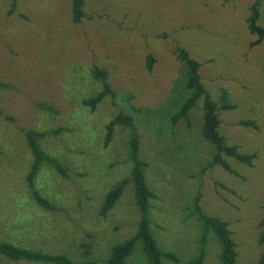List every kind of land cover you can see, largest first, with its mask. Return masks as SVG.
<instances>
[{
    "label": "rangeland",
    "instance_id": "1",
    "mask_svg": "<svg viewBox=\"0 0 264 264\" xmlns=\"http://www.w3.org/2000/svg\"><path fill=\"white\" fill-rule=\"evenodd\" d=\"M84 17L72 21V0H0V240L72 264H107L111 248L137 231L139 212L129 181L105 217L103 197L129 179V132L105 126L119 113L133 117L140 158L147 163L150 229L159 248L177 262L222 264L220 246L205 232L195 208L226 222L236 264H259L264 218V40L247 29L253 0H82ZM258 26L264 28V0ZM184 49L200 64L204 89L218 105L219 132L227 146L254 155L251 165L222 156L229 172L210 166L215 153L204 140L202 102L187 120L171 122L186 96ZM151 66L148 69V61ZM106 71L114 97L94 110L82 101L101 91L92 71ZM48 104L54 112L38 106ZM234 109L225 110L224 105ZM251 121L253 126H243ZM55 132L38 141L64 175L42 163L34 180L54 210L32 200L26 177L33 163L25 131ZM205 245H201V238ZM0 264L13 262L0 255ZM125 264H148L137 244Z\"/></svg>",
    "mask_w": 264,
    "mask_h": 264
},
{
    "label": "trees",
    "instance_id": "2",
    "mask_svg": "<svg viewBox=\"0 0 264 264\" xmlns=\"http://www.w3.org/2000/svg\"><path fill=\"white\" fill-rule=\"evenodd\" d=\"M259 4L260 0H253L250 6V14L247 18V29L251 35L255 36V40L250 44L251 47L259 45L264 40V28L258 26L259 19ZM83 1L72 0L71 13L72 21L77 24L84 17L83 13ZM175 55L185 65L184 73V89L186 90V96L181 102L179 108L171 116V122L175 123L178 120H187L191 110L195 107L197 102H202L203 109V126L202 136L205 141L210 143L215 149L214 156L212 158V164L225 167V170L229 172L231 169L225 164L222 156H227L235 159L236 161L251 165L254 155H245L239 153L236 147L227 146L225 139L219 132V119L217 115L218 105L210 97L208 92L204 89L200 75V64L192 59L184 49H176ZM151 66V59L148 61V69ZM93 78L101 83V91L93 97H89L82 101V105L92 110L98 105V103L107 96L114 97V92L111 90L108 82L106 71L94 68L92 71ZM11 86L5 83H0V90H11ZM41 109H45L50 112H54L51 105L43 104L38 106ZM235 106L227 104L223 106L225 110L234 109ZM0 117L6 121H13L11 117L3 114L0 110ZM243 126H253L256 128L253 122L243 121L240 123ZM115 127H122L129 132L128 141V159L131 163V173L129 179H124L115 185H113L103 197L101 206L99 208V215L105 217L116 202L121 198L125 186L130 181L133 185V193L135 199V205L139 212V222L137 225V231L135 234L124 242L115 245L111 248L107 264H125L127 258L132 254L135 246L140 244L142 253L147 259L148 264H162L163 260H169L177 262L178 259L171 252L162 251L157 242L155 241L150 229V220L148 212L150 208V201L155 198L154 193L149 189L145 180V169L147 163L143 161L139 156L140 149V137L135 127L134 119L131 115L124 112H119L106 126L104 135V145L107 146L112 138V133ZM55 132H38V131H25L24 136L26 138L28 147L33 156V163L26 177L27 185L31 194L32 200L38 207L44 210H54V206L50 201L42 197L34 187V180L36 178L39 167L42 163L49 164L55 170L64 175L65 171L62 165L54 158L45 155L41 150L38 141L43 139L49 134H57ZM196 218L199 220L203 230L205 232L211 231L220 246L219 258L222 264H236L237 252L234 240L231 237V232L228 229L226 222L220 221L217 218H212L204 215L199 207L195 208ZM260 233L258 236V243L262 248V251L258 258L259 264H264V218L261 220ZM201 245H205L204 237L200 239ZM0 255L13 262H27L36 264H72V262L62 254H48L40 250H31L17 246L13 243L0 240ZM205 256V250L203 247L199 249L198 258L192 264H202Z\"/></svg>",
    "mask_w": 264,
    "mask_h": 264
}]
</instances>
